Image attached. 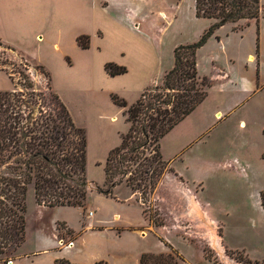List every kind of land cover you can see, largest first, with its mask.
Here are the masks:
<instances>
[{"label":"rangeland","instance_id":"374dc122","mask_svg":"<svg viewBox=\"0 0 264 264\" xmlns=\"http://www.w3.org/2000/svg\"><path fill=\"white\" fill-rule=\"evenodd\" d=\"M260 3L264 14V0ZM152 9L151 22L161 39L157 42L163 67L172 60L173 44L196 42L195 32L210 23L196 18L194 0H154ZM162 11L166 16L158 13ZM37 29L23 32L0 23V41L14 50L0 47V93L22 90L23 72L33 82L34 92L44 93L46 102L51 100L49 76L38 68L41 63L48 64L61 101L74 123L86 131L89 193L85 208L38 209L30 189L26 239L8 264H54L59 259L76 264H139V253L159 255L171 251L183 260L180 264H264V90L244 101L228 82L215 78L219 68L234 73L231 60L242 51L241 37L230 36L225 43L212 40L200 52L199 72L211 81L208 96L161 140V153L173 172L166 174L146 205L145 215L140 196L125 184L113 190L116 199L97 191L98 187L106 188L105 162L129 128L124 110L114 104L111 96L117 95L132 105L143 91L130 88L133 74L111 76L106 64L101 66V58L116 50L99 52L68 41L57 50L53 46L55 31L39 28L44 39H36ZM254 43L253 31L244 36V46L254 47ZM74 64L78 74L66 71ZM84 69L90 72L81 73ZM159 69L148 87L162 83L164 73L159 76ZM233 106L234 111L229 113ZM37 111L38 105L35 114ZM180 177L190 183L196 192L194 197L182 192L188 186L183 187ZM198 201L203 214L210 216L206 222L198 212ZM150 215L159 217L163 225L153 226ZM198 219L204 222L202 226ZM92 222L102 229H89ZM212 238L223 243L222 255L215 252ZM71 241L72 247L68 246Z\"/></svg>","mask_w":264,"mask_h":264},{"label":"trees","instance_id":"16d2710c","mask_svg":"<svg viewBox=\"0 0 264 264\" xmlns=\"http://www.w3.org/2000/svg\"><path fill=\"white\" fill-rule=\"evenodd\" d=\"M194 1L196 18L215 23L197 42L175 48L173 68L161 84L147 87L134 104L111 96L114 104L124 110L129 128L105 162L106 188L98 187L97 191L116 199L113 190L125 184L140 196L145 215L146 205L166 174L173 172L161 153V140L205 101L211 87L209 78L199 74L197 52L223 26L231 25L233 31L243 32L262 16L260 0ZM77 42L83 49L89 47V37H79ZM0 47L14 52L1 41ZM105 69L111 76L127 73L125 67L113 63L106 64ZM2 71L12 80L5 69ZM20 75L25 81L22 90L0 93V264H8L25 242L30 189L36 204L46 208H85L89 193L86 131L74 123L55 91L46 102L44 93L34 92L29 76L23 72ZM158 218L150 215L149 221L161 227ZM178 257L173 251L146 253L140 257V264H180L183 260ZM54 264L76 263L59 259Z\"/></svg>","mask_w":264,"mask_h":264},{"label":"crops","instance_id":"0c3cea01","mask_svg":"<svg viewBox=\"0 0 264 264\" xmlns=\"http://www.w3.org/2000/svg\"><path fill=\"white\" fill-rule=\"evenodd\" d=\"M153 1L154 0H0V23L16 28L18 27L23 29V32L38 28V34L35 36L36 39H44V35L41 31L52 28L57 37L53 46L57 50H61L62 45L67 41L72 44L77 43L78 47H80L77 39L83 36L89 37L90 49L95 48L99 52L108 50V48H112L111 50L114 51L116 50L113 55H106L103 59L101 58V66L109 62L127 66V73H125V76L128 77L133 74L134 78L132 82L133 86L131 85L130 88L144 91L149 86V81L157 67H160L158 72L159 76L162 72L165 75L166 72L173 68V52L175 48L180 46V44H173V46H171L172 60L169 64L167 63V66L163 67L162 55L158 51V44L160 43L157 42L161 41V39L151 22ZM29 2L32 4L30 7ZM158 13H163L162 15L166 16L164 11ZM167 18L169 17L167 16ZM172 18H170L171 21L173 20ZM174 19L176 20V17H174ZM209 21L210 23L206 28L195 32L194 37H197L196 39L199 40L203 32L215 23L213 20ZM39 28L42 30L40 31ZM232 29L233 26L225 25L217 30L215 35L197 52V62L202 49L212 40H217L218 43H225L224 40H230V36L239 35L241 37L239 45L242 44V51L231 60L233 65L231 67L234 69V73L230 75L219 68L215 78L228 82L233 90H235L234 94L240 95L245 101L247 98L264 90V14H262L258 23H252L247 27L246 29L248 30L244 34L239 31L235 32ZM252 31L255 35L254 47H250L249 44L244 46V36H248V33H252ZM198 40H196V42ZM192 43L193 42L187 44ZM172 62L173 64H171ZM40 66L51 79L53 91L61 97L59 91H57V86L52 82L51 76L54 77L53 70L49 68L46 63H41ZM199 68L200 67H198V71ZM66 71H71V74L79 73L76 71V64L66 67ZM82 72H90V69H84L81 73ZM105 73L104 69V74ZM234 109L235 106H233L229 113L234 111ZM181 181L184 185H182L183 187H186L185 185L188 186V188H186L187 190H183L182 192L184 194L186 192L194 197L196 192L192 191L190 183L184 181L183 178H181ZM197 197L199 198V196ZM197 203L198 212L200 214L201 211V215L204 216L203 218L206 222L210 216L206 213L203 214L201 202L198 201ZM44 208L46 207L38 205V209ZM115 217V219H117L118 215H115ZM90 218H94V215ZM89 224V229H102V227L95 224V222ZM198 224L202 226L204 222L198 219ZM53 235V237L56 238V235ZM78 237H80V235ZM215 239L216 238L211 239L212 243ZM213 247L216 253L223 254L221 250L217 249L218 247L215 248L214 244ZM143 254L146 253L138 254L139 262Z\"/></svg>","mask_w":264,"mask_h":264},{"label":"bare ground","instance_id":"6f19581e","mask_svg":"<svg viewBox=\"0 0 264 264\" xmlns=\"http://www.w3.org/2000/svg\"><path fill=\"white\" fill-rule=\"evenodd\" d=\"M162 14H163V13H162ZM218 115H219V114H218ZM213 244H214L215 248L218 247L217 249H218V250H221L222 253H223V245H222V243L220 242L219 239L214 240Z\"/></svg>","mask_w":264,"mask_h":264},{"label":"built area","instance_id":"2783aa9c","mask_svg":"<svg viewBox=\"0 0 264 264\" xmlns=\"http://www.w3.org/2000/svg\"><path fill=\"white\" fill-rule=\"evenodd\" d=\"M90 215H92V213ZM68 246H73V242H69Z\"/></svg>","mask_w":264,"mask_h":264}]
</instances>
